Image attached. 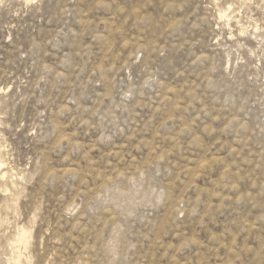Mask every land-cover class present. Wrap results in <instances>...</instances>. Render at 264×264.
<instances>
[{
  "label": "rangeland",
  "instance_id": "rangeland-1",
  "mask_svg": "<svg viewBox=\"0 0 264 264\" xmlns=\"http://www.w3.org/2000/svg\"><path fill=\"white\" fill-rule=\"evenodd\" d=\"M0 264H264V0H0Z\"/></svg>",
  "mask_w": 264,
  "mask_h": 264
},
{
  "label": "bare ground",
  "instance_id": "bare-ground-1",
  "mask_svg": "<svg viewBox=\"0 0 264 264\" xmlns=\"http://www.w3.org/2000/svg\"><path fill=\"white\" fill-rule=\"evenodd\" d=\"M21 235L22 236H20V238L18 240H16V242H14L15 243L14 247L18 249L20 254H26V247L28 244L29 235L27 233H23ZM20 256H22V255H20Z\"/></svg>",
  "mask_w": 264,
  "mask_h": 264
}]
</instances>
